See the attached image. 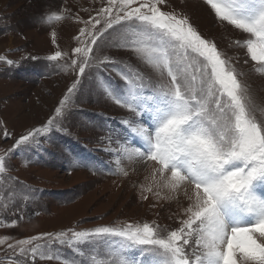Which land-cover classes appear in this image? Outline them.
Returning <instances> with one entry per match:
<instances>
[{
  "label": "snow or ice",
  "instance_id": "1",
  "mask_svg": "<svg viewBox=\"0 0 264 264\" xmlns=\"http://www.w3.org/2000/svg\"><path fill=\"white\" fill-rule=\"evenodd\" d=\"M103 3L97 14L76 23L85 27L73 37L80 46L71 51L70 64L77 79L66 97L73 94L91 63L100 39L117 26H126L120 47L130 52L156 75L159 82L151 94H145L144 77L127 65L116 68L117 61L99 60L112 65L127 92L111 86L103 91L113 103L137 117H147L150 124L124 121L130 135L142 143L143 150L123 147L120 157L151 167L156 195L166 199L159 189L177 198L183 194L188 206L179 221L181 227L164 234L149 224H127L122 228L101 227L49 236H34L18 241L17 256L59 264L73 261L53 255L45 249L65 247L84 257V246L92 247L88 264H264V122L256 117L257 109L241 83L232 63L175 12L162 11L166 0H95ZM216 20L227 24L248 39L234 41L244 48L264 75V0H203ZM87 11V9H82ZM66 17L46 14L42 23L51 25ZM53 47H57L55 33ZM68 54L60 50L49 55V62H62ZM27 59V58H26ZM0 63L13 66L0 56ZM60 104L66 107V100ZM62 111L56 109L55 117ZM53 126L49 119L44 128L23 136L9 152L43 136ZM5 139L8 137L4 134ZM117 160V165L120 164ZM123 175H127L121 169ZM6 174L5 155H0V175ZM146 191L152 192L151 187ZM147 199V196H145ZM15 228V222L3 224ZM122 243L110 246L101 255L99 245L105 238ZM44 241L45 243H37ZM8 238L0 239V245ZM139 248L147 260L122 255L129 248ZM15 251L16 245L9 244ZM14 264V262H10ZM84 264V261H80Z\"/></svg>",
  "mask_w": 264,
  "mask_h": 264
},
{
  "label": "rangeland",
  "instance_id": "2",
  "mask_svg": "<svg viewBox=\"0 0 264 264\" xmlns=\"http://www.w3.org/2000/svg\"><path fill=\"white\" fill-rule=\"evenodd\" d=\"M102 6L107 5L95 0H0V56L13 64L0 63V155H5L6 166V174L0 175V239L8 238V243L0 245V264H21L25 257L16 255L18 241L34 236L101 227L117 229L127 224H149L164 234L179 229V221L185 219L182 213L188 203L178 206L173 194L159 189L166 197L161 200L156 195L151 167L120 157L123 147L143 150L123 122L133 126L151 122L106 96L105 86L118 93L127 92V88L112 70L114 66L99 65V60L110 58L118 62L116 68L123 70L127 65L140 73L148 81L144 85L146 95L159 82L150 68L121 49L126 26L105 33L91 61L96 66L87 68L73 94L65 95L77 79L70 61L71 51L80 45L73 37L85 27L76 21L90 19ZM161 10L188 19L198 34L232 63L248 88L257 119L264 122V75L254 71L256 66L246 50L233 44L246 41L247 35L218 22L203 0H166ZM53 13L66 18L51 25L41 22L46 14ZM53 33L58 48L53 47ZM57 50L67 53V59L49 62L46 57ZM61 100H66V107ZM57 108L62 111L61 117H55ZM49 119H53V126L45 135L37 134L31 143L9 152L17 140L44 128ZM5 133L10 138L5 139ZM117 160L121 161L119 165ZM149 187L152 192L146 191ZM12 222L17 227L3 226ZM121 243L109 237L98 247L103 255L110 246ZM9 244L16 245L15 251ZM45 251L66 257L73 264L82 260L88 264L92 247L84 246V257L62 246ZM141 253V249L130 247L121 254L147 260ZM27 264H33L32 257ZM34 264L59 262L35 258Z\"/></svg>",
  "mask_w": 264,
  "mask_h": 264
},
{
  "label": "bare ground",
  "instance_id": "3",
  "mask_svg": "<svg viewBox=\"0 0 264 264\" xmlns=\"http://www.w3.org/2000/svg\"><path fill=\"white\" fill-rule=\"evenodd\" d=\"M174 202L178 206H182L188 203V201L184 198L183 194H180L178 198L174 196Z\"/></svg>",
  "mask_w": 264,
  "mask_h": 264
}]
</instances>
